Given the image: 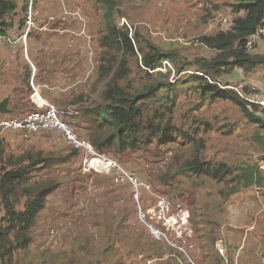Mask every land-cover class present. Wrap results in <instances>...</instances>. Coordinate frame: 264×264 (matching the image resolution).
Returning <instances> with one entry per match:
<instances>
[{
	"label": "trees",
	"instance_id": "1",
	"mask_svg": "<svg viewBox=\"0 0 264 264\" xmlns=\"http://www.w3.org/2000/svg\"><path fill=\"white\" fill-rule=\"evenodd\" d=\"M123 1L125 0H90L94 7L107 5L108 11L111 12L110 15L104 16L103 25L98 32L96 44L98 47L95 48V69L98 76L93 81L90 92H77L65 103H59V107L74 105L77 114L70 116L77 130L81 135L88 137L97 149L111 152L118 161L119 159L131 161L129 153L132 150L151 151L149 148L155 139L158 140V148L166 144L165 140L179 148L172 151L166 169L160 170L157 174L163 184L168 183L178 188L175 193L178 197L184 196V200L190 204V210L193 207V212L196 210L195 205L199 202V197L189 199L190 194L186 192L198 190L200 185L205 186L212 181L221 182L216 190L228 196L242 187L252 185L255 180L261 182L264 171L256 161L250 163L243 160L232 165L233 163H228L229 161L223 158L215 160L213 157H207L208 142L200 133L202 127L197 123L198 119L193 118L191 122L186 123L189 115H185L188 116L187 119H182L180 123L176 121L175 109L179 85L182 83L181 77L176 79L172 77V68L163 71L158 70V67L162 66L164 60L172 61L176 75L185 74L186 81L190 82L187 89L193 90L192 93L198 91L200 104L218 98L232 100L242 109L246 118L260 127L257 138L264 149L262 107L258 103L244 99L238 88L224 83L222 79L224 76H238L241 71L244 74L255 73L261 71L259 68H264L262 46L264 34L257 33V29L264 23V0H228L224 8L233 13L232 23L229 22L226 29L219 28L212 33L200 34L199 41L212 52L209 53L210 56L202 54L192 60L182 56L180 42L174 45L166 44L165 41L152 39L145 31L140 30V26L131 31L127 24L119 25V14L128 15L126 11L120 9V3L123 5ZM27 5L28 0L26 7L23 8L25 11L21 19L23 25L28 11ZM16 6L14 0H0V19H5L3 16L7 13H13ZM218 7L220 4L213 2L212 7L205 10L204 20L214 17L213 14ZM241 10L245 13L241 14ZM10 24L12 25L11 22ZM2 26L3 23L0 22V31H5ZM253 34L256 36L252 45H249V37ZM141 42L145 45H138ZM133 63L136 66L133 67ZM249 88L255 92L251 85L245 86L244 91L248 93ZM157 103L160 105L157 106ZM153 105L152 112L150 107ZM34 108L35 106L30 107ZM203 124L205 130L212 126L210 121ZM178 138L185 142H177ZM5 149L6 145L0 140V264H93V262L102 264V259L110 257L109 253H113L114 249L122 250L123 243L117 241L114 234L118 235L121 230H125L120 226L121 223L134 216L136 211L128 207L113 214L114 222L108 227L99 224V229H102L100 233L103 234L96 237L97 250L90 252L86 243L89 240L88 236L82 241L78 240V244L75 243L79 239L77 236L74 237L71 246L73 251L71 255L67 254V251H62L61 254L52 251L42 256L36 254L34 258L30 245L34 240L33 231L38 224L40 213L47 208L48 198L66 182L58 176H51L50 171L58 166L69 173L72 166L77 163L75 159L79 150L71 147L65 149V153L59 154L29 148L21 154H12ZM161 152L162 150L155 153ZM261 157L264 158V154ZM40 173L42 175L38 177L37 174ZM86 175L89 177L92 174ZM116 175L93 176L101 183L108 182L107 186H115L114 184L119 182ZM135 175L142 182L141 188L145 187L146 182H150L154 187L151 181ZM73 185L74 190L76 186L74 181ZM193 217L196 218V215ZM195 222L203 241L201 246L204 249L199 253L201 262L232 264L234 260L226 262L219 251L214 252L207 245L209 239L213 241L215 247L218 238L217 221L211 225L209 232L203 231L197 226V221ZM149 235L145 236L146 240L142 234L137 235L139 246L136 248L139 250L140 245L145 246L144 243L149 239L145 251L150 256L151 253L162 251L163 248L157 244V239L155 240L150 233ZM82 248H85V254L76 257L75 251ZM261 250L260 258L264 256V243ZM21 251L22 253L26 251V254L19 255ZM119 253L117 250L114 255ZM249 256L259 258L254 253ZM246 261L251 262L249 259ZM260 263H264L262 258Z\"/></svg>",
	"mask_w": 264,
	"mask_h": 264
},
{
	"label": "rangeland",
	"instance_id": "2",
	"mask_svg": "<svg viewBox=\"0 0 264 264\" xmlns=\"http://www.w3.org/2000/svg\"><path fill=\"white\" fill-rule=\"evenodd\" d=\"M227 1L228 0H133L131 3L123 1V5L120 3V9L122 8L126 11L129 16L119 14V23H128L132 28L140 26V30L145 31L152 39L165 41L166 44L174 45L181 43L179 49L182 50V56H184L185 59H197L202 54L210 56L209 53L212 51L207 47H203L199 41V36L202 33H212L221 28V21L217 19L216 13H226L228 11V8L226 10L224 8ZM213 2H218L220 7H218L213 14L215 17L204 20L205 18L203 15H205V9L209 5H212ZM36 4L41 10V15L46 17V4L44 0H35V6ZM66 4L67 3L62 1L63 13L59 15L57 13L58 4L53 5L54 11L50 14L52 18H49V21L50 26L57 28L41 30L43 40L46 43L45 48L35 51V55L29 49V55L26 59L24 54L20 56V58L26 62L29 61V58L36 63L37 67V77H32L29 81L30 86H32L31 83L34 85L32 86L30 97L33 88L39 87L40 93L56 106H59L61 102L65 103L77 92L91 91L93 81L98 76L95 69V48L98 46L94 47V44L97 42L99 29L101 25H103V17L106 16V14H111V12L108 11L107 5L94 7L90 2L87 9L88 20H84L81 7V9H78V5H75L72 6L73 9H70L67 7L68 4ZM37 16L38 15L33 14L31 19L39 26ZM72 17L75 18V22L82 21L84 26V29L80 28L81 34L75 36V43L80 42V39L86 40L89 36V47L83 49V45H80V49H66L67 43L71 42L75 31L72 29V33L70 30L62 29L70 23ZM73 22L74 21L71 23ZM34 27L35 26H32V29H34ZM71 27L72 26L69 28ZM36 38H38V36ZM52 40L58 42L59 49H55L49 53L51 47L48 46V43ZM30 41L31 39H29V42ZM3 45L7 47L12 44L6 39ZM138 45L144 46L145 43L141 42ZM62 46H64L65 49L61 48ZM262 46L264 47V41L262 42ZM12 51L7 52L10 54ZM51 57H54L53 61L49 59ZM65 57H69V61L65 60ZM48 63L53 64L55 72L53 76L45 79V75L41 74H47L52 70ZM171 63L174 67L172 61ZM134 66H136L135 63H133V67ZM259 69L261 70L259 72L244 74L243 71H241L238 76H224L222 79L224 83L238 88L240 93L244 91L245 86L251 85L255 92L249 88L248 93L244 91L242 97L250 102L257 103L259 94L264 96V68L261 67ZM9 71L11 72V86H17V80H19L21 84H23V87L26 88V84L24 83V78L26 76L20 77L17 67L16 69L15 67H9L8 69L5 63L0 65V87L2 85H7ZM184 76L185 74L182 76L177 74L175 77H181L180 80L182 82L179 85V97L175 109L176 121L180 123L182 119H187L188 116L185 115H189L186 123L191 122L193 118L198 119L197 123L202 127L200 133L208 142L206 147V153H208L207 157H213L215 160L223 158L228 160V163H233L232 165H236L243 160H248L250 163L256 161L260 169L264 171V158L261 157V155L264 154V149L261 147L257 138V132L260 131L258 124L246 118L242 109L230 99L218 98L212 101H203V103L200 104L198 91L195 90L196 92L192 93L193 90L187 89L190 82L186 81L187 78ZM40 77H42L43 80H47V85L40 86L39 83L42 82L38 79ZM22 93V91L17 90V95H21ZM159 105L160 103H157V106ZM20 108L22 107L20 106ZM150 109V111L153 112L154 105L151 106ZM66 121L69 124L74 123L70 114H66ZM205 121L212 122V126L208 130L204 129L205 125L203 122ZM76 131L79 136H81V132H79L77 128ZM176 141L185 142V140L181 138H178ZM65 143L66 149L72 147L66 140ZM165 143L166 144L158 148V140L155 139L152 141V146L149 148L151 151L145 149L132 150L129 153L132 157L131 161L119 159L120 165L128 171L133 172V175L138 174L144 180L147 179V181L149 180L153 183L154 190L146 195V204L154 202L159 197H166L171 199L174 204L176 202H182L190 208V204L188 201L184 200V196L178 197L177 193H175L178 190L177 187L169 185L168 183L163 184L158 178L157 172L166 169L172 151L179 149L169 144L166 140ZM74 148L78 149L79 153L75 159L77 163L75 166H72L69 173L61 170L58 166H55L53 170L50 171L51 176H58L65 179L66 182L63 187L48 198L47 208L40 213L38 224L33 231L34 240L30 245V251L34 255V258L36 254L37 256H42L43 254H50L52 251H57L59 254L63 253L62 251H67L66 253L71 255L73 253L71 246L74 243V237L77 236L79 239H77L75 243L78 244V240L82 241L88 236L89 240L86 243L90 252L97 250L95 248L98 242L96 237L103 234L100 233L102 229H99V224L105 227L113 224V214L124 211L126 207L131 208L132 211H137L135 198L139 195L143 198L147 193V188L145 190V187L141 188V185V191L138 189L136 190L135 186L133 189L131 181H129L125 175L120 176L118 179L119 182H116V184H114L115 186H107L108 182L101 183L93 176L102 175L101 173L95 172L94 170L86 172L80 169L79 157L82 153L79 148ZM13 149V151L12 149L10 151L14 154H19L25 150L22 147L19 149L13 147ZM160 150H162L160 154L155 153ZM118 170L120 169L115 168L111 173H106L104 175L105 177L116 175ZM87 173L92 175H89V177L87 175L85 176ZM41 175L42 173L37 174L38 177ZM73 181L76 184L74 190ZM211 183L205 186L200 185L198 190L191 191L190 193L186 192L190 194L189 199L194 200L196 197H199L197 205L194 204L196 206L194 212L193 207H191V224L193 228H195L194 240L197 243V247L193 253L197 263L202 264L197 255H199L204 248L201 246V238L196 229L195 221H198L203 231L207 232L210 231V227L214 224V221H217V239L223 238L228 242L231 250V259L235 261V264L241 263L240 257L243 250H245L241 257L243 260L247 258L251 261L249 264H262L260 263V255L264 243V178L261 182L255 180L252 185L244 188L242 187L238 189L237 192L228 194V196H224L216 190V188L221 185V182L212 181ZM100 207H102L101 210L99 209ZM131 214L132 213H130V215ZM194 215H196V220L193 217ZM115 223H117L116 220ZM120 226L124 227L125 230H121L118 235L114 234V238L123 243L121 245L122 250L119 248L114 249V252L118 250L120 253L118 255H114V252L109 253L110 257L102 259V264H138L135 257L137 253L140 255V253L136 251V247L139 246L137 243V235L142 234V237L145 239V236H150V232L145 227L134 225L129 219L123 221ZM243 232L245 233V238L241 241L239 237ZM148 242L149 239L144 243L145 246ZM207 245L215 252L212 240L208 239ZM253 253L258 255L259 258L256 259L255 256H249ZM20 254L24 256L26 251L23 253L21 251L19 255ZM83 254H85V248L77 252L75 251L76 257L77 255L82 256ZM144 255L147 254L143 253V256ZM122 259L124 260L123 262ZM93 264L99 263L93 262Z\"/></svg>",
	"mask_w": 264,
	"mask_h": 264
},
{
	"label": "crops",
	"instance_id": "3",
	"mask_svg": "<svg viewBox=\"0 0 264 264\" xmlns=\"http://www.w3.org/2000/svg\"><path fill=\"white\" fill-rule=\"evenodd\" d=\"M14 1L17 5L15 11L13 13L5 14L3 16L5 19H0V22L3 23V26H2L3 30L5 29L6 33L9 35V37H11L13 39L12 41L8 40V42L12 45H8L7 47H5L3 45V42L5 40L0 39V65L5 63V66L8 69H9V67H13V68L15 67V69L17 67L18 75L20 77H23L24 75L26 76L24 78V83L26 84L25 85L26 88L23 87V84H21V82L19 80H17V84H16L17 86H11L12 85V83L10 81L11 72L9 71L8 79H7V81H8L7 85H2L0 87V101L5 99L6 97H9L8 107L10 110L7 112L0 111V120L3 118H7V117H14V116L19 115V114L23 115L27 111L31 110L30 107L35 106V104L31 101L32 99L30 98V92L32 91L31 90L32 86H30L29 81L32 77H34V78L37 77L38 72H37L36 63L31 61L29 58H28L29 61H27V62L23 61L20 58V56L22 54H24L25 59H26L29 55L28 54L29 49L35 55V53H36L35 51L42 50L45 48L46 43L43 40L41 30L47 29V28H51V29L56 28V27L50 26V21H49V18L52 17L50 14L52 13V11H54L53 5L58 4V6H57L58 15L63 13L62 1L67 3L68 5L67 4L66 5L70 9H73L72 6L78 5V9L82 8L81 10H82L83 18L85 20H88L87 9L90 5V0H58V1H56V0H54V1L44 0V2L46 4L45 11L47 13V16L46 17L42 16L41 10L37 6L36 13L38 12L37 20H38L39 26L30 31V35L28 36L29 38L25 41L23 35L26 32L27 28H26V25H23L21 23V19H22V17H24L25 11L23 10V8L26 7L27 0H14ZM125 1L127 3H131L133 0H125ZM210 7H212V5H209L208 8H206V9H209ZM55 15H56V13H55ZM25 18H26V16H25ZM65 19H63V20H65ZM103 19H104V17H103ZM72 21H74V22L71 23ZM10 22L12 23V25L10 24ZM81 22L82 21L75 22V18L72 17L70 23L64 27H67L66 30H70V31H72V33H73L72 29H74V31H80V28L84 29V27H82ZM70 26H72V27L69 28ZM62 30H65V29H62ZM37 36H38V38H41V39L36 38ZM29 39H31L30 42H29ZM73 41H74V43H73ZM36 42H37V44H36ZM18 45H20L21 47ZM80 45H83V49L88 47V45L84 44L83 40L75 43V39L73 38V39H71V42L67 43L66 49H69V50L80 49ZM48 46L51 47V51L49 53H51L55 49H59L58 42H56L54 40L49 42ZM61 48L65 49L64 46H62ZM12 49H13V51H12ZM7 51L8 52L12 51V53L8 54ZM49 59L51 61H53L54 57H51ZM65 60L69 61V57H65ZM48 65L52 68V70L47 74H41V75H45V79L53 76L54 72H55V69L53 68V64L48 63ZM28 74L30 76L29 78H28ZM38 79H40L42 81L41 83H39L40 86L47 85V83H46L47 80H43L42 77H40ZM27 81L29 82V84ZM17 90H20L23 93L21 95H17ZM27 101H29V102H27ZM19 105L22 108H20ZM0 140L6 145L5 151L6 152L8 151V153H12V154H14L12 152L14 150L13 147H15L16 149H19L22 147L23 149H25L24 151H26L29 148L31 150H37V151L42 149L43 151H46V152H57L59 154L65 153L64 150L66 149V143H65L63 135L57 129H52V128H43V129H40L38 131H24V130L1 129L0 128ZM11 149H12V151H10ZM23 152H20L19 154H21ZM133 217L134 216L129 218L130 222H131ZM195 220H196V218H195ZM195 224H196V222H195ZM197 226L200 228V223L198 221H197ZM139 227H143V225H141ZM244 235H245L244 232L242 233V235H240L239 239L241 241L244 240V238H245ZM199 237H200V234H199ZM153 238H155V237H153ZM156 239L157 238H155V240ZM157 241H158L157 244H160L162 246L163 250L158 251L154 254L151 253L150 256L148 254L143 256V253H146V251H145L146 246L140 245V249L136 250L140 253V255L138 253L135 254L136 255L135 257L137 259L138 264H179V262L175 258L166 256L167 253H169L173 250V248L169 244H167L165 241H162L159 239H157ZM263 241H264V239H263ZM201 242H203L202 238H201ZM215 243H216V241H215ZM196 247H197V243H196ZM214 248H215V251L216 250L219 251L216 247V244H215ZM228 248H229V250H228V256L227 257H225L223 254L220 253L225 258L226 262L231 260L230 246H228ZM244 251L245 250H243V252ZM243 252H242V254H243ZM242 254H241V257H242ZM197 256L199 257V255H197ZM241 257H240V260L242 262L241 263L239 262V264H242V263L248 264L249 263L248 261H246L247 258H244V260H243ZM261 258L264 261V256H262ZM199 259H200V257H199ZM130 264H132V263H130ZM232 264H235V261ZM262 264H264V263H262Z\"/></svg>",
	"mask_w": 264,
	"mask_h": 264
},
{
	"label": "built area",
	"instance_id": "4",
	"mask_svg": "<svg viewBox=\"0 0 264 264\" xmlns=\"http://www.w3.org/2000/svg\"><path fill=\"white\" fill-rule=\"evenodd\" d=\"M30 23L33 21L30 19ZM264 31V28L262 29ZM256 34L250 36L249 45H252ZM174 68L170 60H164L163 70ZM31 97L38 106V109L26 113L23 117L14 119H5L0 125L5 128L26 129L29 131H38L43 128H54L62 133L66 141L81 150L83 154V166L87 170L93 169L95 172L106 174L111 173L113 169H120L117 173V179L125 175L131 181V184L140 190L142 184L139 177L133 175L120 165L118 159L111 156L106 151L96 149L86 138L79 136L74 123L69 124L66 121V114L77 113L74 106L69 105L66 108H60L50 100L44 98L36 91L31 93ZM258 102L264 107V98H259ZM147 193L142 198L141 195L135 198L137 211L131 220L136 226L145 227L150 234L169 244L173 250L167 253V257L175 258L179 264H198L193 251L196 248L194 240L195 228L191 224V210L182 202L175 204L171 199L159 197L154 202L146 204V195L154 190L150 182H146L145 190ZM149 191V192H148ZM227 241L223 238L216 240V247L225 257L228 256Z\"/></svg>",
	"mask_w": 264,
	"mask_h": 264
},
{
	"label": "clouds",
	"instance_id": "5",
	"mask_svg": "<svg viewBox=\"0 0 264 264\" xmlns=\"http://www.w3.org/2000/svg\"><path fill=\"white\" fill-rule=\"evenodd\" d=\"M36 6H37V4H36ZM35 6V0H28V5H27V7H28V11H27V13H26V18H25V20H24V25H26V28H27V30H26V32L24 33V35H23V37H24V39H25V41L29 38L28 36H29V34H30V31L31 30H33L32 29V26H35L34 28H37L38 26L35 24V22L33 21V19H31V17H32V15L33 14H35V15H38V12L36 13V11H37V7ZM240 13L241 14H244L245 13V11H243V10H241L240 11ZM73 14V13H72ZM216 15H217V19L218 20H220L221 21V28L222 29H226V27L228 26V23L230 22V23H232V15H233V13H231V12H226V13H223V12H218V13H216ZM214 17H215V15H214ZM52 18V17H51ZM32 20L33 22L32 23H30L29 22V20ZM85 20V19H84ZM81 24H82V27H84L83 26V22H81ZM119 25H124V24H127L129 27H130V30L131 31H133V28H132V26L131 25H129L128 23H122V24H120V23H118ZM57 28V27H56ZM264 28V23L257 29V33H260V34H264V31L262 30ZM58 29H61V28H58ZM63 29H67V27H65V28H63ZM79 33V34H78ZM81 33H80V31H75V34H73V38L75 39V36L76 35H80ZM22 37V38H23ZM21 38V39H22ZM250 38V37H249ZM0 39H4V40H13L11 37H9V35L6 33V31H0ZM83 41H84V44H86V45H88V47H89V45H90V39H89V36L87 37V39L86 40H84V39H82ZM81 39H80V41H82ZM96 44H97V42L94 44V47L96 46ZM164 65V62H163V64H162V66ZM162 66H160V67H158V70H163V69H161V67ZM170 68V67H169ZM168 68V69H169ZM167 69V70H168ZM167 70H163V71H167ZM176 71H175V69L174 68H172V77H176V73H175ZM176 79V78H175ZM32 84V86H34L33 85V83H31ZM239 90V89H238ZM37 92V93H39L41 96H43L41 93H40V91H39V88L38 87H34L33 88V92L32 93H34V92ZM241 96L244 94V91H241ZM44 97V96H43ZM31 99H32V101H33V103L35 104V108H34V110H36V109H38V106H37V104L35 103V101L33 100V98L32 97H30ZM44 98H46V97H44ZM259 98H264V96H259L258 97V100H259ZM47 99V98H46ZM261 107H262V110L264 111V107L259 103V102H257ZM69 106V105H68ZM72 106H74V105H72ZM59 107V106H58ZM74 108H75V106H74ZM33 109H31V110H29V111H27L26 113H28V112H31V111H34ZM76 110V109H75ZM76 112H77V110H76ZM25 113V114H26ZM25 114H23V115H20V116H14V117H7V118H3V119H1L0 120V122L1 121H3V120H5V119H14V118H20V117H23ZM75 114H77V113H75ZM0 128L1 129H14V128H5V127H3V126H1L0 125ZM14 130H24V131H29V130H26V129H14ZM62 134V133H61ZM82 136V135H81ZM64 137V136H63ZM82 137H84V136H82ZM84 138H86V139H88L90 142H91V140L89 139V138H87V137H84ZM65 139V138H64ZM66 140V139H65ZM92 143V142H91ZM93 144V143H92ZM72 146V145H71ZM93 146H94V144H93ZM72 147H74V146H72ZM95 147V146H94ZM96 148V147H95ZM97 149V148H96ZM99 150V149H98ZM100 151H106V150H100ZM107 153H109L110 154V152H108V151H106ZM82 153V152H81ZM111 155V154H110ZM111 156H113V155H111ZM114 157V156H113ZM79 160H80V169L81 170H84V171H86V172H89L90 170H87L84 166H83V154L79 157ZM91 170H93V169H91ZM184 204V203H183ZM185 205V204H184ZM188 207V206H187ZM218 240V239H217ZM216 244V243H215Z\"/></svg>",
	"mask_w": 264,
	"mask_h": 264
},
{
	"label": "water",
	"instance_id": "6",
	"mask_svg": "<svg viewBox=\"0 0 264 264\" xmlns=\"http://www.w3.org/2000/svg\"><path fill=\"white\" fill-rule=\"evenodd\" d=\"M8 101H9V97H6L2 101H0V111L7 112L10 110L8 107Z\"/></svg>",
	"mask_w": 264,
	"mask_h": 264
}]
</instances>
